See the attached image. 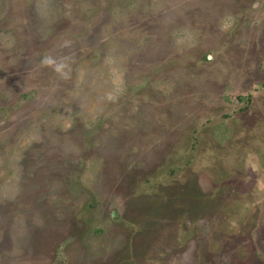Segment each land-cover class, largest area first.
Listing matches in <instances>:
<instances>
[{"label": "rangeland", "instance_id": "rangeland-1", "mask_svg": "<svg viewBox=\"0 0 264 264\" xmlns=\"http://www.w3.org/2000/svg\"><path fill=\"white\" fill-rule=\"evenodd\" d=\"M0 264H264V0H0Z\"/></svg>", "mask_w": 264, "mask_h": 264}, {"label": "clouds", "instance_id": "clouds-1", "mask_svg": "<svg viewBox=\"0 0 264 264\" xmlns=\"http://www.w3.org/2000/svg\"><path fill=\"white\" fill-rule=\"evenodd\" d=\"M46 62H50V61H46Z\"/></svg>", "mask_w": 264, "mask_h": 264}]
</instances>
